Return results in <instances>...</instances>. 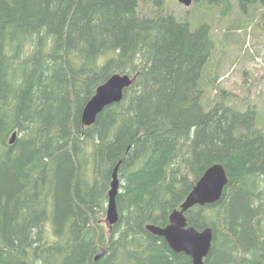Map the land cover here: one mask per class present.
<instances>
[{
  "label": "trees",
  "instance_id": "obj_1",
  "mask_svg": "<svg viewBox=\"0 0 264 264\" xmlns=\"http://www.w3.org/2000/svg\"><path fill=\"white\" fill-rule=\"evenodd\" d=\"M165 1L0 0V264H191L145 226L167 224L214 163L228 177L220 199L185 212L212 229L204 264H264V129L253 106L204 109L210 27L191 29ZM238 1L260 5L264 24V0ZM115 73L131 85L84 125Z\"/></svg>",
  "mask_w": 264,
  "mask_h": 264
},
{
  "label": "rangeland",
  "instance_id": "obj_2",
  "mask_svg": "<svg viewBox=\"0 0 264 264\" xmlns=\"http://www.w3.org/2000/svg\"><path fill=\"white\" fill-rule=\"evenodd\" d=\"M222 7H210L194 0L189 6L177 0H166L164 4L167 11L173 13L177 20L188 22L191 29L201 23L210 27L214 48L199 82L203 90L201 103L204 109H209L218 101L241 111L253 106L257 125L264 129L262 7L254 6L243 13L239 10L238 0H230L231 8L227 14L221 13ZM142 8H145L144 13H150L149 5ZM103 221L107 224L105 217Z\"/></svg>",
  "mask_w": 264,
  "mask_h": 264
},
{
  "label": "water",
  "instance_id": "obj_3",
  "mask_svg": "<svg viewBox=\"0 0 264 264\" xmlns=\"http://www.w3.org/2000/svg\"><path fill=\"white\" fill-rule=\"evenodd\" d=\"M184 6H189L193 0H177ZM132 79L128 74L115 73L104 83L100 84L93 96L83 107L81 120L84 125L92 124L96 116L108 105L119 102L123 91L129 87ZM16 132L8 139V144L14 143ZM118 165L112 172V179L108 191L106 205V222L112 226L118 221V210L116 196L119 189V178L117 175ZM228 182L225 169L222 164L214 163L207 167L203 174L194 183L178 208H174L168 215V222L164 226L146 224L145 228L153 235L163 237L168 246L175 252H183L191 259V264H204L211 243L213 232L211 227L197 229L189 225L185 212L195 205L204 206L218 201ZM98 255L95 256V259Z\"/></svg>",
  "mask_w": 264,
  "mask_h": 264
}]
</instances>
